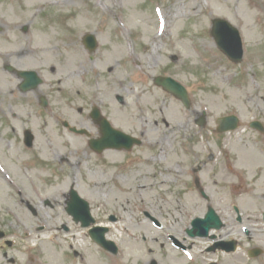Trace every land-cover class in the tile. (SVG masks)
<instances>
[{
  "label": "rangeland",
  "instance_id": "374dc122",
  "mask_svg": "<svg viewBox=\"0 0 264 264\" xmlns=\"http://www.w3.org/2000/svg\"><path fill=\"white\" fill-rule=\"evenodd\" d=\"M152 3L163 11L167 37L158 34L161 22ZM46 5L57 6L47 9V18L39 15ZM34 10L39 16L35 19ZM73 16L100 43L103 63L98 66L103 65L109 75L103 74V82L96 87L75 85L77 81L71 79L76 69L70 66L77 62L69 59L68 65L63 48ZM214 18L226 19L241 31L245 49L241 64H233L218 49L210 33ZM54 22L57 32L42 28V23ZM16 26L30 27L33 32L27 43L35 45L37 54L29 51V45L24 47L23 40L24 52L19 58L0 56V230L14 243L7 249L0 241V264H94V258L103 264L121 260L124 264H150L152 258L158 264H205L216 258L204 253L209 242L202 244L186 235L193 221L202 217L206 203L183 171L202 166L208 191L216 199L229 192L234 197L244 195L247 187L250 197L264 194V137L249 127L254 121L264 124V0H32V7L28 0H0V28L11 29L12 37H24L21 28L14 30ZM71 27L75 26L71 23ZM21 41L2 42L0 48L6 54L20 49ZM133 50L139 53L136 62L129 57ZM85 61L89 67L93 65ZM5 63L40 71L43 85L34 93H19L17 80L3 71ZM50 65L56 67L55 72L48 70ZM165 73L189 89L193 106L179 130L180 138L173 133L175 128L164 138L165 160L159 164L156 180L151 177L153 164L144 163L147 147L133 154L111 151L97 155L88 149L85 138L71 137L62 126L67 121L97 137L89 113L99 105L115 122L125 117L127 127L136 129L138 123L130 114L137 112L134 95L140 90L145 92L141 102L146 107L151 104L154 112L150 119L160 117L159 107H178L152 84L154 77ZM144 74H149L148 79ZM39 94L53 103L50 109L35 108ZM118 96L124 99L123 105ZM204 112L208 122L201 129L196 121ZM228 115L241 119L240 129L217 134L216 119ZM182 117L170 119L171 126L176 127ZM145 128L146 138L154 141L151 126ZM27 129L36 139L31 150L23 143ZM210 154L214 161H208ZM228 171L233 176L226 179ZM162 181L164 186L159 187ZM228 182L241 186L228 190ZM73 186L90 203L96 219L108 220L111 214L122 219L112 224L116 229L110 232L120 249L117 256L99 249L67 214ZM23 198L31 202L36 215L25 207ZM46 200L50 206L45 205ZM249 205L253 215L264 209L263 201L251 199ZM145 211L163 228L147 221ZM171 237L194 250L185 253L176 248ZM190 254L193 258L188 259ZM260 261L264 255L255 262Z\"/></svg>",
  "mask_w": 264,
  "mask_h": 264
},
{
  "label": "flooded vegetation",
  "instance_id": "af4514ba",
  "mask_svg": "<svg viewBox=\"0 0 264 264\" xmlns=\"http://www.w3.org/2000/svg\"><path fill=\"white\" fill-rule=\"evenodd\" d=\"M224 156L228 157L227 154ZM208 159L211 161L214 160V155L210 154ZM203 164L206 165V163ZM202 170V167L199 166L198 168H193L190 173L192 178L191 183L200 193L202 201H204L203 203H206L205 212L202 216L212 206L223 221L221 230L212 232L209 237L205 238L211 245L203 252L216 257L214 259L212 258L210 263L205 264H264V261L255 262L258 259L260 260L264 255V209L261 213L253 215L249 205L251 199L247 197L249 194L246 197L244 195L234 197L233 193L229 192L225 194L224 198H214L208 191V187L210 186L204 180ZM229 178H231V175L228 173L226 179ZM226 188L232 190L234 183L228 182ZM258 198L262 199L264 203V194L256 197V199ZM218 200L221 202L217 205L219 209L216 208V202H219ZM172 240L183 250H194L193 246H186V249L182 243L176 241L174 238ZM258 249H262L260 256L252 258V255L257 254ZM152 261L150 264H153Z\"/></svg>",
  "mask_w": 264,
  "mask_h": 264
},
{
  "label": "water",
  "instance_id": "95a60500",
  "mask_svg": "<svg viewBox=\"0 0 264 264\" xmlns=\"http://www.w3.org/2000/svg\"><path fill=\"white\" fill-rule=\"evenodd\" d=\"M216 25L215 30L213 32L216 42L223 53H225L233 62L241 63L244 58V49L242 38L240 32L237 28L232 26L230 23L225 20L218 19L214 23ZM167 85V84H165ZM177 88V90H176ZM168 89L180 98H185L184 90L180 86L172 85V87H168ZM240 120L236 116L225 117L218 120V124L220 126L219 132H229L234 131L238 128ZM254 128H257L262 131L261 126L257 123L252 124ZM87 217L89 218L88 213L86 212ZM89 221L85 223L88 225ZM84 223V222H83ZM221 221L215 214L214 210L210 209L205 219H197L193 222V229L189 230V234L191 237H205L208 236L210 230L212 228H220ZM93 237L98 242L103 243L107 248L114 250V246L110 243L104 242V231L102 233L94 234Z\"/></svg>",
  "mask_w": 264,
  "mask_h": 264
},
{
  "label": "bare ground",
  "instance_id": "6f19581e",
  "mask_svg": "<svg viewBox=\"0 0 264 264\" xmlns=\"http://www.w3.org/2000/svg\"><path fill=\"white\" fill-rule=\"evenodd\" d=\"M34 1H36V0H34ZM167 27H168V25L166 26V30H165V32H164V35L163 36H165L166 35V32H167ZM2 196V195H1ZM197 241H203V240H197ZM94 260H95V263L96 264H102V262H100L97 258H94Z\"/></svg>",
  "mask_w": 264,
  "mask_h": 264
}]
</instances>
